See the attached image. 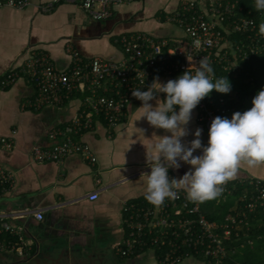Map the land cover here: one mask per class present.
Listing matches in <instances>:
<instances>
[{
    "label": "crops",
    "instance_id": "0c3cea01",
    "mask_svg": "<svg viewBox=\"0 0 264 264\" xmlns=\"http://www.w3.org/2000/svg\"><path fill=\"white\" fill-rule=\"evenodd\" d=\"M47 1L51 0H30L24 10L0 9V82L11 68L23 64L32 48L47 51L57 68L63 69L70 63L67 45L86 59L119 60L123 57L119 40L125 35L144 32L156 38L182 37L168 18L186 0H135L115 7L112 17L103 21L88 16L79 1L62 0L51 13L44 14L38 5ZM159 82L163 80L159 78ZM35 92L26 79L9 89L0 88V136L13 141L11 150L0 142V168L12 177L10 185L0 187V216L9 217L21 234L0 236L1 241L18 247V251H0V264H158L152 250L128 258L119 250L127 238L124 207L131 203L153 206L145 199L151 171L147 153L153 152L160 136L170 133L140 118L142 102L135 98L113 137L103 120L76 137L89 146L92 159L72 154L62 163H39L33 151L51 146L50 132L78 116L85 96L77 93L62 105L36 110L25 105ZM157 96L164 99L163 93ZM150 103L155 105V101ZM187 128L189 135L182 142L194 139L200 128L202 143L207 146L209 130L199 121L198 106ZM200 154L201 150L194 152ZM189 168L181 162L178 170L169 168L168 172L179 179ZM254 179L264 180V166H245L230 183L246 187V195L249 180ZM95 192L99 197L92 201L90 195ZM39 211L43 220L34 216ZM180 264L204 262L190 257Z\"/></svg>",
    "mask_w": 264,
    "mask_h": 264
},
{
    "label": "built area",
    "instance_id": "2783aa9c",
    "mask_svg": "<svg viewBox=\"0 0 264 264\" xmlns=\"http://www.w3.org/2000/svg\"><path fill=\"white\" fill-rule=\"evenodd\" d=\"M61 1L40 3L38 9L44 14L51 13ZM67 1H79L88 16L103 21L112 17L115 7L135 0ZM246 1L255 4V0H186L168 18L182 32V37L156 38L144 32L125 35L119 40L123 49V57L119 60L86 59L73 46L67 45L70 63L60 69L47 51L28 50L23 64L11 68L3 76L1 89L26 79L36 92L25 105L36 110L62 105L77 93L85 96L78 116L64 127L52 130L49 134L51 146L36 148L34 159L39 163H62L72 154L92 159L89 146L77 141L76 137L92 130L97 120L105 122L110 138L113 137V131L123 122L130 103L135 99L132 90L145 91L156 77L163 83L178 78L191 66L186 55H192L197 62L207 57L216 76L217 67L230 75L239 70L240 62L264 53V36L259 35L251 17L252 10L244 5ZM30 5V0H0V9L24 10ZM240 36L248 37L249 42L233 39ZM197 40L200 41L199 47L195 46ZM191 71L194 74L195 68ZM218 102L219 106L209 95L198 104L199 121L208 130L215 117L224 118L234 111L225 108V98ZM0 142L8 150L13 148L11 140L0 136ZM168 174L170 179L174 178ZM11 181V175L0 168V187L10 185ZM249 185L251 188L244 195V205L222 223L209 221L202 211V203L189 201L180 190L177 199H166L159 209L140 203L126 205L123 210L127 215V238L119 250L120 255L128 258L152 250L157 255L158 264H180L190 257L201 258L204 264H245L233 261L235 248L230 244L252 231L248 215L261 209L264 211V180H249ZM231 187L228 182L222 193L224 197L232 194ZM98 197L95 192L90 195V200L95 201ZM34 216L38 220L44 218L42 211ZM7 218L0 216V236L4 233L21 235ZM4 250L18 251V247L13 242L0 240V251Z\"/></svg>",
    "mask_w": 264,
    "mask_h": 264
},
{
    "label": "clouds",
    "instance_id": "9594fccd",
    "mask_svg": "<svg viewBox=\"0 0 264 264\" xmlns=\"http://www.w3.org/2000/svg\"><path fill=\"white\" fill-rule=\"evenodd\" d=\"M254 7L264 12V0H255ZM259 35L264 36V22L259 25ZM195 46H200L199 40ZM186 59L191 66L178 78L160 83L156 77L148 90H132V96L142 102L140 118L170 133L160 136L146 158L151 171L147 174L145 199L156 209L166 199H177L179 190L194 203L217 199L227 183L238 177L241 168L264 166V89L253 98L250 109L233 113L231 119L215 117L207 146L202 143L200 128L195 130L194 139L182 142L189 135L187 125L198 104L213 90L221 94L231 91L227 77L217 78L207 57L198 62L192 55H186ZM158 93L165 94V98L158 99ZM197 150L202 154L194 155ZM181 162L189 165V170L182 178L170 179L169 168L178 170Z\"/></svg>",
    "mask_w": 264,
    "mask_h": 264
},
{
    "label": "trees",
    "instance_id": "16d2710c",
    "mask_svg": "<svg viewBox=\"0 0 264 264\" xmlns=\"http://www.w3.org/2000/svg\"><path fill=\"white\" fill-rule=\"evenodd\" d=\"M244 5L246 9L252 10L251 17L255 20L259 30L260 23L264 22V12L256 11L250 1L244 2ZM233 39L236 42H249L246 36L234 37ZM216 77H227L231 91L228 94H221L213 90L210 95L215 98V104L219 106V98L224 97L227 101L225 108L234 109L233 113L237 111L243 113L252 107L253 98L260 90L264 89V53L240 62L239 70L230 75L217 67ZM231 188V196L224 197L221 195L217 199L201 204L202 211L209 221L222 223L225 218L235 214L238 208L244 205L243 198L246 187L243 188L237 183ZM248 189L250 190V187ZM247 220L252 231L243 235L240 240L232 241L230 245L235 248L232 259L245 264H264V211L261 209L248 215ZM243 245L244 247H242ZM227 263L230 264V262Z\"/></svg>",
    "mask_w": 264,
    "mask_h": 264
}]
</instances>
